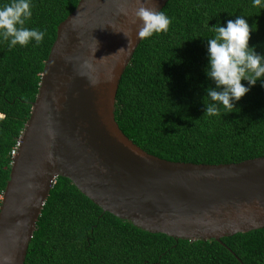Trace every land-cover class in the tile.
<instances>
[{"label": "trees", "instance_id": "obj_1", "mask_svg": "<svg viewBox=\"0 0 264 264\" xmlns=\"http://www.w3.org/2000/svg\"><path fill=\"white\" fill-rule=\"evenodd\" d=\"M10 0H0V6ZM78 0H31L24 27L44 30L36 45L11 49L0 40V196L10 151L35 99L57 25ZM166 32L141 39L124 69L115 96L120 130L146 152L172 161L229 163L264 156V87L259 81L227 114H203L210 26L244 16L256 30L249 46L264 55V10L251 0H167L160 10ZM241 83H246L241 81ZM204 96V97H203ZM24 264H264V227L220 240L175 239L143 231L103 212L62 176L45 199Z\"/></svg>", "mask_w": 264, "mask_h": 264}, {"label": "water", "instance_id": "obj_2", "mask_svg": "<svg viewBox=\"0 0 264 264\" xmlns=\"http://www.w3.org/2000/svg\"><path fill=\"white\" fill-rule=\"evenodd\" d=\"M166 1L141 0L157 11ZM118 4L128 15L117 12ZM137 6L78 0L57 25L0 197V264H24L58 176L103 212L150 233L219 241L264 227V156L172 161L146 152L118 127V84L141 40V22H132Z\"/></svg>", "mask_w": 264, "mask_h": 264}, {"label": "clouds", "instance_id": "obj_3", "mask_svg": "<svg viewBox=\"0 0 264 264\" xmlns=\"http://www.w3.org/2000/svg\"><path fill=\"white\" fill-rule=\"evenodd\" d=\"M137 5L132 12V22L137 19L141 22L136 33L138 38H149L168 30L170 19L163 12L147 7L141 0H137ZM251 6L264 10V0H251ZM31 8V0H10L0 6V40L8 41L10 49L17 44L23 47L30 41L36 45L43 41L44 30L24 27L32 16ZM117 12L128 15L123 4H118ZM210 30L213 35L206 38L207 64L203 71L211 85L205 88L207 100L202 99V102L203 114L216 116L220 109L224 110L223 114L233 112L236 102L257 81L264 87V55L255 51V45L249 46L250 32L255 31L256 26H250L244 16L226 20L223 26L217 22ZM242 80L246 83H241Z\"/></svg>", "mask_w": 264, "mask_h": 264}, {"label": "built area", "instance_id": "obj_4", "mask_svg": "<svg viewBox=\"0 0 264 264\" xmlns=\"http://www.w3.org/2000/svg\"><path fill=\"white\" fill-rule=\"evenodd\" d=\"M18 144H19V140L16 142L15 146H14L13 149L10 151V154H11L12 156L15 155Z\"/></svg>", "mask_w": 264, "mask_h": 264}]
</instances>
